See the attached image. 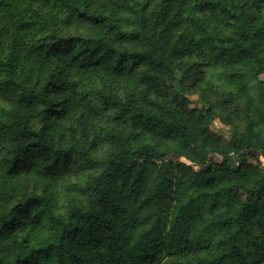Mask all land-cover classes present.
<instances>
[{"label": "trees", "instance_id": "1", "mask_svg": "<svg viewBox=\"0 0 264 264\" xmlns=\"http://www.w3.org/2000/svg\"><path fill=\"white\" fill-rule=\"evenodd\" d=\"M262 73L264 0H0V264H264Z\"/></svg>", "mask_w": 264, "mask_h": 264}, {"label": "rangeland", "instance_id": "2", "mask_svg": "<svg viewBox=\"0 0 264 264\" xmlns=\"http://www.w3.org/2000/svg\"><path fill=\"white\" fill-rule=\"evenodd\" d=\"M259 78L264 82V73L260 74ZM191 98V106L193 107H197V106H200L201 103L200 101L195 97V96H190ZM210 127L211 129L222 135L226 140H228L229 136H228V130L227 128L220 122V120L218 119L217 116H214L212 118V121L210 123ZM258 158H259V162H260V166L261 168L264 169V157H262L261 155L258 154ZM252 163H255L256 161L254 159H249ZM229 163L231 166H234V162L232 159L229 160Z\"/></svg>", "mask_w": 264, "mask_h": 264}]
</instances>
